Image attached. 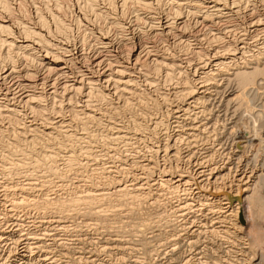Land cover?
<instances>
[{"label": "bare ground", "instance_id": "6f19581e", "mask_svg": "<svg viewBox=\"0 0 264 264\" xmlns=\"http://www.w3.org/2000/svg\"><path fill=\"white\" fill-rule=\"evenodd\" d=\"M70 2L0 0V264H149L176 249L164 264H201L238 229L246 264L264 197L232 166L264 114L244 120L264 85V0ZM221 88L234 97L218 109L235 103L226 157L208 127Z\"/></svg>", "mask_w": 264, "mask_h": 264}, {"label": "rangeland", "instance_id": "374dc122", "mask_svg": "<svg viewBox=\"0 0 264 264\" xmlns=\"http://www.w3.org/2000/svg\"><path fill=\"white\" fill-rule=\"evenodd\" d=\"M64 2L65 3H67V4H65V5H67V6H71L72 5V2H70V0H64ZM22 3H23V5H22ZM22 3L21 2H17V4L18 5H20V9H21V11L23 10H25V9H27V10H25L26 12V14H27V12H28V10L30 11V8H29V2H26V3H24L23 1H22ZM25 4V5H24ZM71 4V5H70ZM27 5V6H26ZM22 7H23V9H22ZM25 7V8H24ZM22 11V12H23ZM24 13V12H23ZM74 31H76V30H74ZM77 32V31H76ZM76 34V33H75ZM74 34V35H75ZM77 35V34H76ZM75 35V36H76ZM262 85V86H261ZM261 85H259L260 87H259V90L261 91L262 89H263V87H264V85L261 83ZM262 87V88H261ZM232 89L233 88H228V89H225V90H223L222 88L221 89H219L218 91H217V93L215 92V93H213V95L214 94H216V96H215V98H216V100H215V98H214V96H213V105L211 104V105H209L208 106V108H209V110H211V113H210V116L208 115V117H209V121H208V127H211V125H213L214 124V122L216 121L217 122V135H218V139H220L219 140V142H217V144H216V148H222V150H220L219 149V152L221 153V154H225V157H226V154L227 153H229V151L231 150V149H233L232 147H233V144L235 143V140H233V138L231 139H226V137H228V135L226 136V133H227V130L225 129H222V128H228L231 124L230 123H232L233 121H235L234 120V118H232V114L233 113H231V109H233V106L235 105V103L234 104H232V105H230L228 108H227V112L226 113H223L222 112V110L221 109H223V108H219L218 109V107H217V104H219L218 103V101L219 102H221L222 104H223V102H225L227 99H230V98H232V97H234L233 95V93L231 92L232 91ZM224 91V92H223ZM260 91L257 93V95L254 97V104H253V106H252V109L251 108H249L248 110L250 111H248L249 112V116L247 115V116H243L245 119L244 120H246V119H248L247 121L248 122H250V121H252L251 119L252 118H254V116L255 115H258V114H260V112L261 111H264V97L262 96V95H264V91L262 92V93H260ZM222 93V94H221ZM218 94V95H217ZM256 98V99H255ZM222 100H223V102H222ZM258 100H259V102L260 103H258ZM263 100V101H262ZM217 101V102H216ZM258 104H256V103ZM262 102V103H261ZM261 104H263V105H261ZM210 106H211V108H210ZM238 106V105H237ZM236 106V107H237ZM263 106V107H262ZM244 108L243 109H245V106H243ZM213 108V109H212ZM238 108H240V107H238ZM254 108V109H253ZM263 108V109H262ZM214 109H216L215 111H213ZM258 109V110H257ZM220 110V111H219ZM242 110V107H241V109H240V111ZM212 111H213V113H212ZM219 111V112H218ZM239 111V110H238ZM237 112V116H239L240 114L239 113H241V112H243V111H241V112ZM245 112V111H244ZM214 114V115H213ZM252 114V115H251ZM216 115V116H215ZM224 115V116H223ZM231 116V117H229V116ZM251 115V116H250ZM210 117H212V118H210ZM219 119H218V118ZM233 117H236L235 115L233 116ZM250 117V118H249ZM217 118V119H216ZM224 118V120L222 121V119ZM215 119V121H213V120ZM250 119V120H249ZM230 121V122H229ZM227 122H229L228 124H226ZM224 123V124H223ZM209 124H211V125H209ZM219 124V125H218ZM230 124V125H229ZM223 126V127H222ZM226 126V127H225ZM222 127V128H221ZM248 127L250 128H252L253 129V125H251V124H249L248 125ZM216 128V127H215ZM249 128H248V130H249ZM250 128V130H249V132L248 131H246V132H248L251 136H248L249 137V143H251L250 145H249V143H248V145H247V147H246V149H245V155H243V160L241 161V164L240 165H235V166H237V167H235V166H232V172H235V171H238L239 172V174H241L242 172L244 173V174H242L244 177H246L247 176V182L248 183H251L253 180H254V178L256 177V174H257V176H259V178H258V182H259V185H258V187H259V191H260V193L262 194V196L264 197V114L262 115V121H261V123L259 124V126H258V129L256 130V132L257 133H252L251 131H252V129ZM260 128V129H259ZM248 134V135H249ZM222 135V136H221ZM224 136V137H223ZM223 137V138H222ZM253 140H252V139ZM225 141V142H224ZM222 142V143H221ZM221 143V145L219 146V144ZM226 143V145H225V148H223L224 147V144ZM231 143H232V145H231ZM228 144H230V145H228ZM223 145V146H222ZM213 146H215V145H213ZM222 146V147H221ZM228 148H227V147ZM231 147V148H230ZM251 147V148H250ZM229 149V150H228ZM251 149V150H250ZM231 152H232V150H231ZM230 152V153H231ZM228 156V155H227ZM247 157V158H246ZM245 159V160H244ZM225 162H226V160H224ZM242 163H244V164H242ZM229 167V166H228ZM231 167V166H230ZM245 168V169H244ZM242 170H244V171H242ZM246 175V176H245ZM245 180H246V178H244ZM226 193V192H225ZM218 195L220 196V195H222V193L220 192V193H218ZM192 212V211H191ZM204 214H206V213H202V215H204ZM189 215V216H188ZM187 215V217H186V220L189 222L190 221V219H191V221L194 219L193 218V216L194 215H196V222L197 221H199L197 224H195L196 226H198L199 224H203V223H206L204 220H205V216L203 217V216H200L199 215V213L198 214H193V213H189ZM198 215V216H197ZM199 217V218H198ZM211 217V216H210ZM209 216L207 217L208 219L210 218ZM199 220H198V219ZM202 218V219H201ZM254 219V220H253ZM195 220V219H194ZM201 220V221H200ZM210 220V219H209ZM209 220H208V222H209ZM247 220L249 221V219L247 218ZM252 220L254 221V223H252V225L254 224V228H262V229H264V221L262 222V220L261 219H258L255 215L253 216V218H252ZM209 225V224H208ZM221 225V227H219ZM225 226L226 224H216L215 225V227H219L217 230L218 231H220V230H225V228H222V226ZM227 226H229V224H227ZM220 229V230H219ZM248 229V228H247ZM126 230H127V228H126ZM209 230H210V228H209ZM203 231V230H202ZM201 231V235L204 237V238H202V236H200L199 237V242H198V245H197V248L199 249V250H202V249H200V248H202L204 245H207L208 247L210 246L209 244V240H208V238H209V236L208 235H206L205 234V229H204V231L202 232ZM231 231L232 232H235L234 231V229L232 230L231 229ZM230 231V232H231ZM145 233V232H144ZM206 236H205V235ZM218 235H215V236H218L217 237V240L215 241V237H213V242L215 243H217L218 242V245H220V248H218L216 245V243L215 244H213V246L217 249V251H216V249H215V254H213V256L211 255V257H208V258H211V260L209 261V260H207V259H204L203 260V258L200 260V261H202L201 262V264H205L204 262L206 261L207 262V264H209V262H211L210 264H217V263H219V264H238V263H240V264H245V262H242L240 259H238V257H240V255L241 256H243V254L244 253H246V248H247V246H248V238L246 237V231L244 232L243 230L242 231H239V229L234 233V234H232L231 235V238L230 237H227L229 240L228 241H232L231 242V244H233V242H234V246H235V248H234V246L233 245H231V244H229V245H231L232 247L231 248H226V249H222L221 248V246L223 247V246H227V245H225V244H220L221 243V241L219 240V239H223V237L225 236V235H223V234H221L220 232L219 233H217ZM237 235V236H236ZM220 236H221V238H220ZM226 236H228V235H226ZM236 236V237H235ZM238 237V238H237ZM241 237V238H240ZM212 238V237H211ZM215 238V239H214ZM234 240H233V239ZM141 238H138L137 237V240H140ZM230 239H232V240H230ZM235 239H237L236 241H235ZM243 239V240H242ZM219 240V241H218ZM96 241V240H95ZM98 241V240H97ZM200 241H202L201 243H200ZM207 241V242H206ZM239 241V242H238ZM247 241V242H246ZM139 242V241H138ZM206 242V243H205ZM212 242V243H213ZM244 242V243H243ZM202 244V245H201ZM244 244H246V245H244ZM262 246H261V248L262 249H260L261 251L259 252H257V253H255L254 255H252V254H250L249 256H248V258L246 257V260L249 262H247L248 264H264V237H263V239H262ZM200 246V247H199ZM242 247H244V248H242ZM234 248V249H233ZM238 248V249H237ZM230 250L231 252H228L229 253V255H228V253H225V251L226 250ZM232 249V250H231ZM244 251V253H243V251ZM179 251V249L177 250H175V252H178ZM218 251H222V252H218ZM224 251V252H223ZM242 251V252H241ZM140 252V251H139ZM175 252H174V254H175ZM234 252V253H233ZM240 254H239V253ZM140 253H143L142 251L140 252ZM233 253V254H232ZM168 254H170V255H168ZM166 256H164V258L163 257H161L162 259H154V260H150V262H149V264H158L159 262H160V260H161V262L159 263V264H161L162 262V264H164L165 262H166V258H170V257H172L174 254H173V252H169ZM239 254V255H238ZM237 255V256H236ZM245 256H246V254H244ZM260 255V256H259ZM144 257V256H143ZM250 257V258H249ZM234 258V259H233ZM241 259H242V257H240ZM251 259V260H250ZM157 260H158V262H157ZM232 260V261H231ZM237 260V261H236ZM261 260V261H260ZM214 261V262H213ZM234 261H236V262H234ZM213 262V263H212ZM232 262V263H231ZM128 264V262H127V260H126V262H124V264ZM246 263V264H247Z\"/></svg>", "mask_w": 264, "mask_h": 264}]
</instances>
